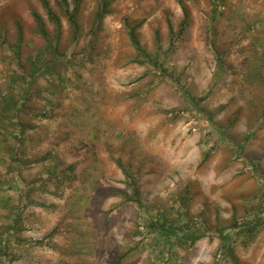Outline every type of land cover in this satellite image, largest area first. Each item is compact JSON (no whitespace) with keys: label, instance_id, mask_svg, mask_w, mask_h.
<instances>
[{"label":"rangeland","instance_id":"374dc122","mask_svg":"<svg viewBox=\"0 0 264 264\" xmlns=\"http://www.w3.org/2000/svg\"><path fill=\"white\" fill-rule=\"evenodd\" d=\"M48 1L0 0V264H264V0Z\"/></svg>","mask_w":264,"mask_h":264},{"label":"trees","instance_id":"16d2710c","mask_svg":"<svg viewBox=\"0 0 264 264\" xmlns=\"http://www.w3.org/2000/svg\"><path fill=\"white\" fill-rule=\"evenodd\" d=\"M41 1H42L44 8L47 11L49 20L55 25L57 32L60 33L61 32V16H60V14H58L57 12L54 11V9L50 6V3L48 0H41ZM73 2H74V6H73V10H71V11L69 9V3L67 0L58 1V6L60 8L61 15L65 16L68 19L69 23L73 26L74 35L76 36L78 33V24L76 21V13L79 10L81 0H73ZM109 3H110V0H103L102 1L101 10L98 14V20H99L98 22H100L102 17L105 15V13H106L105 11H107ZM33 15L35 17V21L37 23V26H39V28H41L42 32L45 33V26H44V23H43L41 16L36 12H34ZM129 37H130L132 44L138 50H140L139 49L140 48L139 42H138L137 36L135 35V28H130ZM20 38H22V32L21 31H20ZM187 96H188V100H190L191 102L195 101L193 96L188 95V94H187ZM19 104H20V102H18L15 105V110H14V114H13V118H12L13 121H15V119L17 117V113H18L19 108H20ZM134 199L138 204H141L139 192L137 189H135V198ZM263 220H264V216L255 217L252 220L243 221L244 224H242L241 227H239L238 225H235V226H232V228H233V230H237V232L241 231L242 233L247 232V234H255L259 228V225H261ZM163 230L166 234H168L171 231H175L176 233H179V230L174 228L172 224H169L168 226L164 225ZM227 234H228V231H224V232H221L220 235H221L222 239L226 240V238H228ZM190 236H191L192 241H195L198 237L201 236V234H195L194 232H191ZM227 252H229L231 254L232 248L231 247L228 248Z\"/></svg>","mask_w":264,"mask_h":264}]
</instances>
